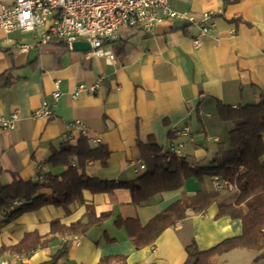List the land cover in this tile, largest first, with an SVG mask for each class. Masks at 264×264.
<instances>
[{"label":"crops","instance_id":"obj_1","mask_svg":"<svg viewBox=\"0 0 264 264\" xmlns=\"http://www.w3.org/2000/svg\"><path fill=\"white\" fill-rule=\"evenodd\" d=\"M170 6L187 11L193 20L164 19L151 32L123 29L119 37L126 40L125 52L118 54L114 43L103 45L116 55L113 63L89 50L73 49L55 62L39 48L17 49L18 43L32 40L30 33L6 34L0 29V74L11 79L10 85L0 88V116L14 111L19 116L12 129H0V185H8L13 175L26 182L66 172L68 165L53 166L48 160L64 145L74 147L81 140L91 147L102 145L109 152L105 164L100 158L88 159L83 172L78 170L89 179L116 183L136 179L145 170L139 165L144 164L148 141L161 151L169 150L171 143H182V154L191 163L209 165L216 142L224 139L214 125H228L216 116V103L234 108L264 96V0H170ZM201 26L208 31L201 36L200 46L194 47L192 39ZM54 81L61 91L55 101L51 94ZM93 83H98L94 92L72 97L78 85ZM41 101L53 104L52 117L32 115ZM74 121L81 122L85 134ZM183 127L196 135L195 141L179 134ZM201 189H212L209 177L188 178L181 188L157 194L148 204L135 205L126 188L112 192L84 188L83 202H73L68 212L47 204L10 220L0 213V263L40 264L70 238L67 255L58 264H97L101 258L115 255H123L124 264H182L186 239L192 236L199 250H207L227 237L240 235V219L217 217L216 203L203 213L187 210L183 220L139 249L114 221L117 217L136 218L145 225L183 194L194 195ZM50 193L48 187L38 192ZM86 204L93 206L96 216L110 213L109 218L82 235L55 233L56 239L48 247H39L28 257L1 252L29 232L51 236L52 221L68 226L83 219ZM240 250L216 257L214 264H251L256 253L241 262L244 253ZM234 258L238 262L230 263ZM257 264H264V257Z\"/></svg>","mask_w":264,"mask_h":264},{"label":"trees","instance_id":"obj_2","mask_svg":"<svg viewBox=\"0 0 264 264\" xmlns=\"http://www.w3.org/2000/svg\"><path fill=\"white\" fill-rule=\"evenodd\" d=\"M109 43L116 45L115 51L118 54L126 51L125 39L118 37L114 41H103V45ZM66 51L67 46L60 40L39 47V52L48 54L55 62ZM10 83L11 79L6 73L0 74V88ZM216 116L221 122L228 124L229 129L224 139L216 142L214 159L206 167L194 165L184 154L161 151L155 143L148 141L145 144L146 154L142 155L145 170L136 179L121 183L89 179L79 174L78 170L83 172L88 159L100 158L105 164L109 152L102 145L91 147L87 140H81L74 147L64 145L48 160L53 166L68 165L66 172L54 176L44 174L41 181L26 182L13 175L8 185H0V213L5 220H10L47 204L62 207L68 212L73 202H83L84 188L95 192H112L115 188H126L131 194L133 204L144 205L150 203L157 194L181 188L188 178L201 180L205 175H219L235 182L237 191L201 189L194 195L183 194L145 225H141L136 218L122 217H117L114 223L125 230L132 245L139 249L152 244L164 229L183 220L187 210L203 213L209 205L216 203L217 217L240 219L241 234L227 237L207 250H199L194 238L190 236L184 242L186 258L182 264H214L216 257L236 248L255 252L251 264H257L264 257V96L259 97L256 102L234 108L216 103ZM73 159L76 163L71 164ZM42 187L50 188L51 193L38 194ZM85 206L83 219L68 226L52 221L51 236L29 232L17 244L8 248L2 247L1 252L8 250L11 254L28 257L35 249L48 247L56 239L55 233L82 235L110 216V213L96 216L92 205ZM70 244V238L60 242L50 258L40 264H58L67 255ZM124 258L123 255L106 256L97 264H124Z\"/></svg>","mask_w":264,"mask_h":264},{"label":"built area","instance_id":"obj_3","mask_svg":"<svg viewBox=\"0 0 264 264\" xmlns=\"http://www.w3.org/2000/svg\"><path fill=\"white\" fill-rule=\"evenodd\" d=\"M167 19L192 21L193 17L187 11H178L170 6V0H0V29L8 34L12 31L30 33L31 41L20 42L17 49L27 52L34 48L52 42L63 41L68 49H73L75 41H86L89 52L103 56L108 63L116 61V55L110 48L103 46V41H114L123 29H140L151 32L156 23ZM208 31L201 26L199 34L193 37L194 47L200 46V38ZM52 97L55 100L61 95L58 81L53 83ZM98 83L92 85L80 84L72 92L76 98L79 93L94 92ZM34 117L50 118L53 115V104L41 101L32 112ZM19 119L16 111L8 116H0V129H12ZM74 126L81 134L86 130L80 121H74ZM181 136L191 141L196 140L188 127L179 130ZM217 141V137L211 138ZM182 143H171L169 151L182 154ZM144 168V164L139 165ZM40 178V177H39ZM212 189L237 191L235 182L219 175L210 176ZM15 258H20L15 255ZM2 261L0 264H6Z\"/></svg>","mask_w":264,"mask_h":264},{"label":"rangeland","instance_id":"obj_4","mask_svg":"<svg viewBox=\"0 0 264 264\" xmlns=\"http://www.w3.org/2000/svg\"><path fill=\"white\" fill-rule=\"evenodd\" d=\"M27 37V36H26ZM31 55H33V52H32V54ZM214 119V118H213ZM214 121L215 122H213V123H216L217 121L214 119ZM218 123V122H217ZM216 123V124H217ZM214 128H215V130L216 131H219L220 132V135H224V137H225V134H226V132L228 131V129H229V125H226V126H221V124L220 123H218V126L217 125H214ZM218 132V133H219ZM182 151V150H181ZM207 177H209L210 178V176L209 175H205V178H207ZM211 181V180H210ZM212 185V184H211ZM236 249H241L240 251H243V255L242 254H240V256L242 257V261L241 262H243L247 257H249L251 254H252V252L253 251H251V250H248V249H246V248H236ZM243 249V250H242ZM235 263V262H238L237 261V259L236 258H234V259H231L230 260V263Z\"/></svg>","mask_w":264,"mask_h":264},{"label":"water","instance_id":"obj_5","mask_svg":"<svg viewBox=\"0 0 264 264\" xmlns=\"http://www.w3.org/2000/svg\"><path fill=\"white\" fill-rule=\"evenodd\" d=\"M73 50L75 51H88L89 44L86 41H75L73 43Z\"/></svg>","mask_w":264,"mask_h":264}]
</instances>
